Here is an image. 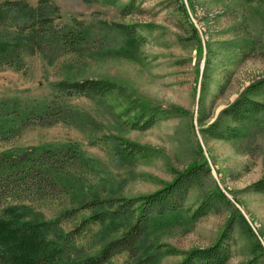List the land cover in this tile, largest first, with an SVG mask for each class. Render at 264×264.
Listing matches in <instances>:
<instances>
[{"label":"rangeland","instance_id":"374dc122","mask_svg":"<svg viewBox=\"0 0 264 264\" xmlns=\"http://www.w3.org/2000/svg\"><path fill=\"white\" fill-rule=\"evenodd\" d=\"M182 2L188 18L179 0H0V31L36 28L46 36L34 54H24L23 70H0V104L8 100L27 105L61 102L83 120L75 125L30 127L0 142V153L72 144L90 160L91 168H79L73 193L37 195L35 202H28L32 209L26 221L60 220L49 232L50 240L63 244L64 235L81 230L66 242L69 261L98 253L101 228L83 224L90 212L66 220L62 214L81 209L80 201L88 202L94 194L125 199L152 195L172 183L176 172L204 160L211 174L190 192L185 209H195L204 194L216 187L234 206L221 205L197 222L183 211L154 225L143 245L157 247L155 264L183 261L182 256H165L169 248L190 252L215 245L237 216L235 210L264 248V193L249 190L264 181V114L243 127L245 135L238 140H220L205 133L248 86L264 79V9L242 0ZM74 21L83 23L89 33L82 58L57 50L51 40L53 34L72 28ZM122 26L135 28L141 39L132 42ZM86 80H107L119 89L96 100L61 89L65 82ZM259 100L264 103V97ZM127 106L138 112L158 107L174 115L160 118L150 129H133L118 117ZM121 140L144 147V155L133 159L120 154ZM229 243L228 264H248L254 259L252 241L237 223ZM125 260L121 256L109 264ZM0 264H4L1 259ZM257 264H264V255L257 258Z\"/></svg>","mask_w":264,"mask_h":264},{"label":"trees","instance_id":"16d2710c","mask_svg":"<svg viewBox=\"0 0 264 264\" xmlns=\"http://www.w3.org/2000/svg\"><path fill=\"white\" fill-rule=\"evenodd\" d=\"M182 13L188 18L186 6L179 0ZM247 4H259L264 9V0H242ZM131 7V6H130ZM122 32L132 41H139L136 29L122 26ZM193 32L197 30L192 26ZM45 35L36 28L30 30L0 31V70L11 68L21 71L25 68L24 54H34L35 46L41 45ZM89 33L83 23L74 21V26L64 32L52 35V44L59 51L70 52L76 57H84ZM201 43V42H199ZM53 46V47H54ZM200 56L202 55V48ZM61 89L74 96L89 100L104 99L113 95L119 86L107 80H86L84 82L61 84ZM264 79L259 80L220 113L205 133L220 140H238L243 137L242 128L264 114ZM127 106L118 114L125 124L133 129L147 130L155 126L160 118H169L171 111L158 107L141 109ZM135 113V115H133ZM133 115V116H132ZM83 121L79 113L66 103L22 104L8 100L0 104V142H8L34 126L54 127L60 123L75 125ZM122 141V140H121ZM120 154L137 159L144 155L145 148L131 142L122 141ZM199 155L203 150L199 148ZM79 168H91L90 160L77 145L62 147H40L20 151L7 150L0 153V259L4 264H109L113 259L126 256L122 264H155L159 251L157 247L147 248L143 240L149 230L175 214L187 212L193 222H197L215 212L221 205L234 206L229 197L219 188L206 192L195 209H185L188 196L193 189L200 188L203 180L211 174L208 162H194L186 170L176 172L175 180L161 190L148 196L134 199L122 197L101 198L94 194L90 201H80L81 209L62 214L61 219H70L76 213L90 212L83 224L100 226L102 241L98 253L81 260L67 259L69 236L81 232L80 229L64 235L63 244L49 239V232L59 224L37 220H25L32 209L28 202H35L37 195L48 197L68 195L77 187ZM249 190L264 193V181L255 183ZM232 219L219 240L210 248L181 252L169 248L165 256H182L180 264H228L231 260V229L239 224L242 232L252 241L254 259L248 264H257V258L264 255L263 246L256 241L243 215ZM82 227L81 229H83ZM67 260V261H66Z\"/></svg>","mask_w":264,"mask_h":264}]
</instances>
